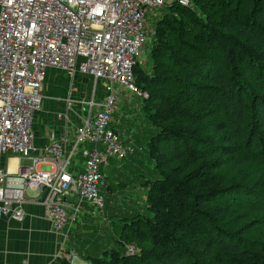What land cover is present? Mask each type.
<instances>
[{
  "label": "trees",
  "instance_id": "obj_1",
  "mask_svg": "<svg viewBox=\"0 0 264 264\" xmlns=\"http://www.w3.org/2000/svg\"><path fill=\"white\" fill-rule=\"evenodd\" d=\"M187 1L163 7L151 72L133 67L156 129L147 214L121 220L122 252L87 255L88 264H264V215L242 211H264V0ZM243 147L246 163L263 169L256 181L239 171L244 186L208 159L234 161ZM184 163L194 166L185 172Z\"/></svg>",
  "mask_w": 264,
  "mask_h": 264
},
{
  "label": "built area",
  "instance_id": "obj_2",
  "mask_svg": "<svg viewBox=\"0 0 264 264\" xmlns=\"http://www.w3.org/2000/svg\"><path fill=\"white\" fill-rule=\"evenodd\" d=\"M172 1L0 0V220L11 212L18 223L23 221L28 190L42 194L37 203L57 233L75 222L84 204L103 208L98 191L104 183L101 167L112 159L123 160L132 149L111 127L116 94L109 92L99 104L94 97L96 86L118 84L145 97L133 75L147 41L144 18L148 10ZM178 1L189 5L187 0ZM49 68L63 70L72 78L90 77L93 92L74 139H54L35 153L32 123L42 107ZM95 107L100 110L92 112ZM7 155L31 164L9 173L1 164ZM40 163L48 164L49 170H38ZM62 258L66 264L76 263L71 251Z\"/></svg>",
  "mask_w": 264,
  "mask_h": 264
},
{
  "label": "rangeland",
  "instance_id": "obj_3",
  "mask_svg": "<svg viewBox=\"0 0 264 264\" xmlns=\"http://www.w3.org/2000/svg\"><path fill=\"white\" fill-rule=\"evenodd\" d=\"M164 9L148 10L144 18L143 27L147 32V41L142 47L137 63L145 72H151L152 70L151 49L154 42V30L156 22L166 11ZM64 73L66 72L64 71ZM67 78L68 80L64 83L68 89L67 91L70 90L73 95V92L81 87L88 92V99H91L93 80L90 79L85 82L81 76L77 75L73 79L69 76ZM140 91L142 92L141 89ZM124 93V95H116L117 101L115 105L117 110L111 113V117L112 119L114 117L118 134L125 139L124 144L128 146V141L132 140L131 145H129L132 151L123 160L116 161L112 159L102 166L104 183L99 186L98 191L103 198V208L101 210L87 211V213L85 212L86 214L84 213L85 216L83 214L76 216L75 222L70 229L73 236L68 238L69 244L74 239L77 242V245L74 241L71 245L73 254L77 256L76 263L79 262L78 259H85L87 255L102 257L104 254L108 255L111 251H123L119 244L121 220L147 214V188L143 184L147 180L154 181L159 178V174L154 169L147 152V142L155 135L156 129L145 118L141 98L128 91ZM94 97L96 98V94ZM85 107L89 108L88 103ZM249 151V149L244 148L240 152L241 154L233 157L234 161L226 160V156L222 154L209 156L208 159L218 161L220 166L216 172L225 180L230 177H237L239 180L241 178L239 171L243 170L253 181H256L261 177L263 169L255 165V163H246L248 159L245 158V154ZM181 161L176 163H181L182 165L183 162ZM237 162H240V165ZM193 166L194 164L184 163L182 168L187 172ZM239 182H242L244 186V181L239 180ZM248 210L249 207L242 209L246 213L247 219L264 215L263 210L256 212ZM236 215H239V210L236 211ZM232 219L238 220L239 217L234 216ZM258 223H261L257 229L260 231L262 239L264 237V222Z\"/></svg>",
  "mask_w": 264,
  "mask_h": 264
},
{
  "label": "crops",
  "instance_id": "obj_4",
  "mask_svg": "<svg viewBox=\"0 0 264 264\" xmlns=\"http://www.w3.org/2000/svg\"><path fill=\"white\" fill-rule=\"evenodd\" d=\"M68 76L71 77L63 70L55 68L46 70L42 107L35 114L32 123L33 146L37 149L35 153L41 152L43 147L57 138L72 141L87 115L89 108L85 106L89 100L88 92L79 87L72 95L64 84ZM77 76H81L85 82L91 79L79 74ZM109 92L124 95L125 89L118 84L99 82L96 88L97 103H102L104 96ZM94 109L92 112H97L100 107ZM115 110H117L116 106ZM111 126L118 133L114 117L113 119L111 117ZM131 141L129 140V145ZM81 163L82 161H79L78 165ZM1 164L7 172L16 173L20 168L28 167L31 163L27 159L7 155L2 158ZM48 166L46 163H40L37 169L46 172L49 170ZM41 195L38 190L26 192V203L22 206L24 212L22 222L18 223L13 219L11 212L0 220V264H24L25 262L28 264H64L62 255L68 251L72 252L73 241L77 245L75 239L70 244L68 243V238L73 236L70 231L73 226L72 222L66 225L62 233H57L52 229L51 223L45 217L44 208L37 203ZM67 201L74 203L73 200L68 199ZM90 210L95 211L88 204H84L78 215L85 216ZM68 215L71 216V211H68ZM86 260L80 258L75 264H88Z\"/></svg>",
  "mask_w": 264,
  "mask_h": 264
}]
</instances>
